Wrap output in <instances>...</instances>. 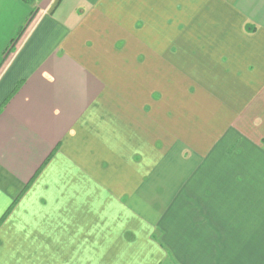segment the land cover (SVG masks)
<instances>
[{
  "label": "crops",
  "instance_id": "0c3cea01",
  "mask_svg": "<svg viewBox=\"0 0 264 264\" xmlns=\"http://www.w3.org/2000/svg\"><path fill=\"white\" fill-rule=\"evenodd\" d=\"M0 264H264V0H0Z\"/></svg>",
  "mask_w": 264,
  "mask_h": 264
},
{
  "label": "trees",
  "instance_id": "16d2710c",
  "mask_svg": "<svg viewBox=\"0 0 264 264\" xmlns=\"http://www.w3.org/2000/svg\"><path fill=\"white\" fill-rule=\"evenodd\" d=\"M31 20H32V18H31ZM31 20H30V21H31ZM30 21H29V23H30ZM29 23H27L26 26L21 30V32L19 33V35H18L17 38L15 39V41H16L15 43H17V41L22 37V35L24 34L25 30L27 29V26H28ZM11 50H12V47H11ZM5 57H6V56H5Z\"/></svg>",
  "mask_w": 264,
  "mask_h": 264
},
{
  "label": "rangeland",
  "instance_id": "374dc122",
  "mask_svg": "<svg viewBox=\"0 0 264 264\" xmlns=\"http://www.w3.org/2000/svg\"><path fill=\"white\" fill-rule=\"evenodd\" d=\"M10 57H12V55H11V56H8V57L6 58V60H5V62H6L8 59H10Z\"/></svg>",
  "mask_w": 264,
  "mask_h": 264
},
{
  "label": "built area",
  "instance_id": "2783aa9c",
  "mask_svg": "<svg viewBox=\"0 0 264 264\" xmlns=\"http://www.w3.org/2000/svg\"><path fill=\"white\" fill-rule=\"evenodd\" d=\"M9 53H6V55H8Z\"/></svg>",
  "mask_w": 264,
  "mask_h": 264
}]
</instances>
